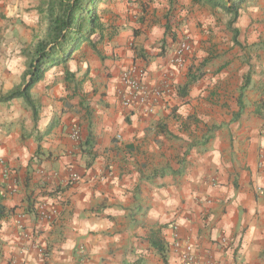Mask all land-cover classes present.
Listing matches in <instances>:
<instances>
[{"label": "crops", "instance_id": "obj_1", "mask_svg": "<svg viewBox=\"0 0 264 264\" xmlns=\"http://www.w3.org/2000/svg\"><path fill=\"white\" fill-rule=\"evenodd\" d=\"M33 3L0 0V95L22 82L32 31L19 22L37 21L22 9ZM131 19L48 68L30 89L35 113L0 102V264H184L174 235L203 261L264 264V0L231 25L235 39L229 25L211 38L227 51L206 67L173 63L168 35L159 55L164 26ZM133 62L149 85L171 84L151 111L121 104ZM188 67L202 74L179 94Z\"/></svg>", "mask_w": 264, "mask_h": 264}, {"label": "trees", "instance_id": "obj_2", "mask_svg": "<svg viewBox=\"0 0 264 264\" xmlns=\"http://www.w3.org/2000/svg\"><path fill=\"white\" fill-rule=\"evenodd\" d=\"M100 0H39L37 11L44 22V30L37 37L31 47L26 49V69L22 82L8 92L0 95V102L15 97L23 98L35 113L30 89L44 76L45 71L53 66L65 64L72 59L74 53L89 40L98 30L96 7ZM211 9H221L231 15L228 25L235 39L237 28H231L240 16L246 0H193ZM164 36L159 42V55L166 52L168 43L165 36H169V43L174 44L179 39L177 32L171 28L168 18L165 19ZM202 73L198 68L188 67L186 83L178 90L184 94L186 87ZM33 204L31 203V206ZM36 214V211L33 210ZM1 214V211H0ZM157 248L161 249L159 245Z\"/></svg>", "mask_w": 264, "mask_h": 264}, {"label": "rangeland", "instance_id": "obj_3", "mask_svg": "<svg viewBox=\"0 0 264 264\" xmlns=\"http://www.w3.org/2000/svg\"><path fill=\"white\" fill-rule=\"evenodd\" d=\"M257 1L258 0H246L243 4L242 11ZM38 3H33V5H28L27 7L22 8L25 11H30L32 9L36 10L38 15L37 21L35 19L33 25L31 26L24 25L22 21L19 22L21 28L24 26H26V29L31 28V43H33L37 37L41 36L44 30V22L40 18V15L37 11ZM157 3H160V1L100 0L96 7L97 27L103 23H106V21L110 19H121L125 23L123 28H129L128 22H132L131 18L133 15V17H140L139 20L142 21V27L146 25L143 29L139 28L140 32L147 31L151 27L155 26L156 33L160 31L158 28H162L164 26L163 24H165V19L168 18L171 28H174L179 38L182 35L189 36L193 45L191 52L189 53L190 56L187 55V58H190V60H195L197 61L198 65L205 66L206 64L210 65L211 61L216 57H222L225 55L227 49L224 50L222 48L223 42L221 40L212 42L211 38H214V35L216 36L217 32L226 31L225 26L228 25V21L231 18L230 14L224 12L221 9L208 8L207 6H204L200 3H195L193 0L187 3H185L184 0H171L167 5L164 6H159ZM194 4H198L197 10L194 9ZM133 11H135V13ZM129 13L131 14L130 16ZM97 31H99V28L96 30V32ZM191 31L194 32L198 37L195 43V39L191 36ZM93 34L91 36L94 37L95 35ZM219 36L222 37V34H219ZM31 45L32 44H30L29 47H31ZM218 45L221 48H218ZM155 46L159 49L158 43ZM135 47L137 48L139 46ZM220 50H224V52L221 53ZM78 53H83V56L89 53L87 42L81 46ZM201 69L203 70V68Z\"/></svg>", "mask_w": 264, "mask_h": 264}, {"label": "built area", "instance_id": "obj_4", "mask_svg": "<svg viewBox=\"0 0 264 264\" xmlns=\"http://www.w3.org/2000/svg\"><path fill=\"white\" fill-rule=\"evenodd\" d=\"M192 43L188 35H182L176 42L172 52L171 61L175 64H183L186 56L191 52ZM122 91L120 101L123 106H130L140 102L147 105L146 111H151L154 104L164 97L172 94L171 84L168 76H163L157 85L151 86L146 82L147 69L142 63H132L124 68L119 75ZM260 134L264 136V127L260 129ZM71 137L78 140V132L72 129ZM1 162V161H0ZM80 179L79 174L72 172L69 181L75 182ZM263 189H259L261 192ZM44 214V211L41 212ZM174 235L173 246L181 250V258L184 264H215L212 260L203 261L197 254L195 248L188 242H182ZM77 264H83L80 260Z\"/></svg>", "mask_w": 264, "mask_h": 264}]
</instances>
